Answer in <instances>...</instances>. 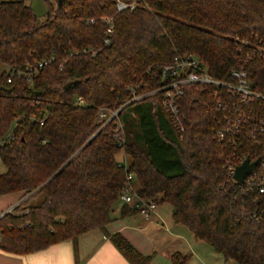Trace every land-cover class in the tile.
Returning <instances> with one entry per match:
<instances>
[{
	"label": "trees",
	"instance_id": "1",
	"mask_svg": "<svg viewBox=\"0 0 264 264\" xmlns=\"http://www.w3.org/2000/svg\"><path fill=\"white\" fill-rule=\"evenodd\" d=\"M256 45L264 0H136L120 10L116 0H62L42 18L23 0H0V195L20 193L0 216V249L71 239L76 258L79 235L106 232L131 173L136 193L168 203L195 240L236 264H264V213L251 217L253 194L226 173L229 147L214 136L215 87L184 84L181 135L158 90L162 67L190 53L217 79L243 67L264 94ZM101 108L116 114L100 120ZM108 237L131 264L149 263L122 234ZM169 259L186 264L188 255Z\"/></svg>",
	"mask_w": 264,
	"mask_h": 264
},
{
	"label": "built area",
	"instance_id": "2",
	"mask_svg": "<svg viewBox=\"0 0 264 264\" xmlns=\"http://www.w3.org/2000/svg\"><path fill=\"white\" fill-rule=\"evenodd\" d=\"M135 4L136 0L130 2L116 0V7L119 10L127 6L132 8ZM255 48L264 50V47L258 45ZM161 74L166 78V82L158 89L161 93L160 104L180 135L184 131V125L178 101L184 93V84L215 87L213 95L218 114L215 118L214 136L229 147V152L223 158V167L244 194H253L252 203L259 214L253 211L251 217L255 220L261 218L260 215L264 213V94L250 87L243 67L232 69L229 73L230 80L217 79L206 71L196 56L190 53L177 55L172 63L162 67ZM115 114L116 111L101 108L98 111V118L107 120ZM114 137L119 145L123 144L120 122L116 125ZM246 159L248 163L254 161L255 163L239 182L233 175L236 167ZM119 162L126 166L125 158ZM132 179L133 175L127 173L119 201L147 216L154 211L156 202L137 194Z\"/></svg>",
	"mask_w": 264,
	"mask_h": 264
},
{
	"label": "crops",
	"instance_id": "3",
	"mask_svg": "<svg viewBox=\"0 0 264 264\" xmlns=\"http://www.w3.org/2000/svg\"><path fill=\"white\" fill-rule=\"evenodd\" d=\"M116 157L119 161L126 159L124 153L122 158ZM19 200V192L0 195V216ZM162 204L157 203L154 211L144 216L129 206L123 210V204L119 201L113 207L112 219L107 223L105 233L93 230L78 236L76 258L72 240L65 239L22 254L0 249V264H75V259L77 264H131L109 239L108 235L115 232L122 234L142 254L152 257L158 252L170 260L171 253L179 251L177 243L183 234H189V230L183 229L186 228L184 225L174 223L171 209H163Z\"/></svg>",
	"mask_w": 264,
	"mask_h": 264
},
{
	"label": "rangeland",
	"instance_id": "4",
	"mask_svg": "<svg viewBox=\"0 0 264 264\" xmlns=\"http://www.w3.org/2000/svg\"><path fill=\"white\" fill-rule=\"evenodd\" d=\"M28 4L34 13L37 14L40 18L44 16V13L47 9V3H56V0H23ZM109 111H107L108 113ZM108 115V114H107ZM123 151H120L117 155L122 158ZM122 160V159H121ZM5 170V166L0 160V173ZM119 201L115 203L118 204ZM163 209L168 207L171 209V206L168 203H163ZM186 231L187 228H183ZM186 233V232H185ZM189 234H183V237L177 243V249L182 253L188 255V261L186 264H236L232 260H225L221 254L215 252L209 244L202 240H195L190 231ZM149 264H171L170 260L166 258L164 254L154 253L151 257V262Z\"/></svg>",
	"mask_w": 264,
	"mask_h": 264
},
{
	"label": "water",
	"instance_id": "5",
	"mask_svg": "<svg viewBox=\"0 0 264 264\" xmlns=\"http://www.w3.org/2000/svg\"><path fill=\"white\" fill-rule=\"evenodd\" d=\"M57 5H61L62 0H56ZM73 81H69L64 85V88L69 86ZM255 161L252 163H248V160L246 159L242 164L236 167L234 172V179L241 182L243 180V177L252 169Z\"/></svg>",
	"mask_w": 264,
	"mask_h": 264
}]
</instances>
